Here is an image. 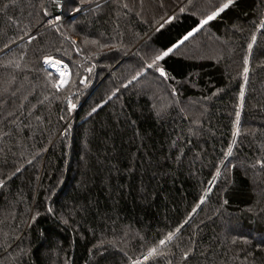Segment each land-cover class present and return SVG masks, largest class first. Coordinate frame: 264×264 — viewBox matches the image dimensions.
<instances>
[{"label":"trees","instance_id":"obj_1","mask_svg":"<svg viewBox=\"0 0 264 264\" xmlns=\"http://www.w3.org/2000/svg\"><path fill=\"white\" fill-rule=\"evenodd\" d=\"M227 2L0 0V264H264V0Z\"/></svg>","mask_w":264,"mask_h":264},{"label":"snow or ice","instance_id":"obj_2","mask_svg":"<svg viewBox=\"0 0 264 264\" xmlns=\"http://www.w3.org/2000/svg\"><path fill=\"white\" fill-rule=\"evenodd\" d=\"M232 0H228L227 3H224L222 7H220L218 10L214 11L211 15H209L207 17V19L203 20L201 22V27L204 25V24H207L210 20L214 19L216 16H218L221 12H223L226 8L229 7V5L231 4ZM47 14V13H46ZM188 35H191V33H189ZM188 39V36H185L183 38V40H187ZM183 40L180 41V43H183ZM173 49L172 48H169L168 50H165L162 52V54L156 56L155 58V61H153V64H155L156 62L160 61V60H163L165 57H167L170 52H172ZM49 61L48 60H45V63H48ZM153 64H149L148 67H153ZM158 71L160 72V74L162 76L165 75V72H164V69L163 68H159ZM245 71H247V69H245ZM169 239H171V236L169 237ZM161 243H164L163 241ZM155 251V250H153ZM149 255H152V252L149 253Z\"/></svg>","mask_w":264,"mask_h":264},{"label":"rangeland","instance_id":"obj_3","mask_svg":"<svg viewBox=\"0 0 264 264\" xmlns=\"http://www.w3.org/2000/svg\"><path fill=\"white\" fill-rule=\"evenodd\" d=\"M48 66L53 69V71L58 75V82L60 86H64L68 83L70 79V70L68 66L64 63H61L57 60L48 59ZM76 106L74 105V108ZM236 225L235 224H229L226 225V230L233 229Z\"/></svg>","mask_w":264,"mask_h":264}]
</instances>
